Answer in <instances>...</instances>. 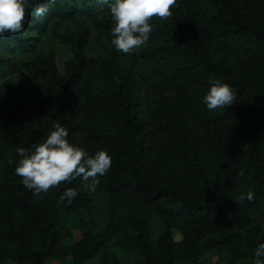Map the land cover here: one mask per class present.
I'll return each instance as SVG.
<instances>
[{
    "label": "trees",
    "instance_id": "16d2710c",
    "mask_svg": "<svg viewBox=\"0 0 264 264\" xmlns=\"http://www.w3.org/2000/svg\"><path fill=\"white\" fill-rule=\"evenodd\" d=\"M113 2L55 0L0 37V264H253L264 243V0H177L130 54L110 42ZM82 20L107 34L97 57ZM49 32L71 49L64 71L39 51ZM215 79L237 102L209 111ZM56 122L112 157L95 191L77 178L40 199L15 174L16 150ZM70 187L78 195L61 203ZM249 190L254 201L238 206ZM73 228L82 237L68 244Z\"/></svg>",
    "mask_w": 264,
    "mask_h": 264
},
{
    "label": "clouds",
    "instance_id": "9594fccd",
    "mask_svg": "<svg viewBox=\"0 0 264 264\" xmlns=\"http://www.w3.org/2000/svg\"><path fill=\"white\" fill-rule=\"evenodd\" d=\"M99 2L108 3V0ZM54 3L55 0H41L39 6L33 7V0H0V37L23 33L30 16L42 20ZM176 6L177 0H114L110 5L114 24L110 33L111 45L124 54L137 52L157 29L152 21L169 19ZM209 83L211 87L203 97L209 111L237 102V93L231 84L221 79L210 80ZM52 128L47 138L33 144L31 150L24 147L16 150L20 159L16 163L15 174L22 178L23 186L43 199L51 189L82 178L85 188L95 191L100 184L99 178L110 170L112 157L107 150H98L90 155L69 140V130L59 122ZM8 163L13 161L9 159ZM244 173V168H241L237 175L242 177ZM77 195L75 188H67L60 196V202L67 200L71 203ZM254 199V192L249 190L241 192L233 200L239 206ZM253 264H264V243L256 247Z\"/></svg>",
    "mask_w": 264,
    "mask_h": 264
},
{
    "label": "rangeland",
    "instance_id": "374dc122",
    "mask_svg": "<svg viewBox=\"0 0 264 264\" xmlns=\"http://www.w3.org/2000/svg\"><path fill=\"white\" fill-rule=\"evenodd\" d=\"M82 29L89 27L91 29V41L88 47V53L90 56L97 57L101 51H103L104 44L107 42V34L105 31L96 29L89 20H82L79 23ZM71 27L76 30L75 24ZM42 43L39 51L48 53L53 51L56 55L58 64L61 71H64L65 61L71 57V49L68 45H65L61 39L54 37L50 32L41 36L39 43ZM73 236L66 240V243L70 244L81 239L82 235L78 228H73ZM99 257H95L96 262ZM52 264H59V262L52 261ZM7 264H12L8 262Z\"/></svg>",
    "mask_w": 264,
    "mask_h": 264
}]
</instances>
